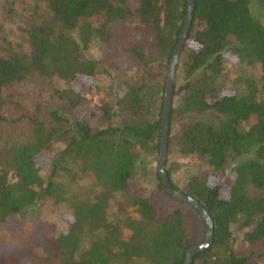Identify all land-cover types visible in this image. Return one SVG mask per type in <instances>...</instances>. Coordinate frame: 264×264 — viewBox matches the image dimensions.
<instances>
[{
    "label": "trees",
    "instance_id": "16d2710c",
    "mask_svg": "<svg viewBox=\"0 0 264 264\" xmlns=\"http://www.w3.org/2000/svg\"><path fill=\"white\" fill-rule=\"evenodd\" d=\"M30 1L32 11L19 28L27 49L0 39V231L19 228L30 206L63 204L70 210L63 215L68 228L48 250L56 264H184L196 245L186 211L164 213L129 184L146 175L144 155L157 158L166 70L186 22L187 0ZM192 1L177 63L180 81L172 86L167 152L173 148L205 166L181 190L166 160L164 174L212 223L209 247L190 264H258L264 256V0ZM92 44L102 59L86 55ZM222 61L257 66L259 79L225 87ZM106 64L123 90L90 106L86 93ZM24 84L37 87L31 109ZM45 100L57 108L47 110ZM2 110L16 117L7 120ZM3 124L16 130L4 140ZM56 145L49 165H41ZM79 176L89 182L81 197L71 192ZM155 176L150 194L162 192L194 211L203 241L199 213L170 196ZM110 209L116 211L112 221ZM232 225L243 230V242L263 252L236 254ZM31 229L40 236L43 226ZM24 260L18 250L0 253V264Z\"/></svg>",
    "mask_w": 264,
    "mask_h": 264
},
{
    "label": "rangeland",
    "instance_id": "374dc122",
    "mask_svg": "<svg viewBox=\"0 0 264 264\" xmlns=\"http://www.w3.org/2000/svg\"><path fill=\"white\" fill-rule=\"evenodd\" d=\"M32 3L30 0H0V39L5 38L11 43L23 45L21 41V34L19 28L22 26V22L25 17L31 13ZM264 23V21H262ZM136 41L149 42V37L141 38L137 35L132 37ZM21 48L26 50V46ZM86 55L92 58H101L103 51L99 49L97 44H92L87 50ZM222 73L221 83L225 87L240 88V81L244 78L259 79V68L257 66L249 67L245 65H237L229 61H222ZM177 69L174 74V80L176 84L180 81L177 75ZM106 72L98 73L95 77V88L86 93V98L90 101L91 105H98L101 102H109L112 99L113 92L116 90H123V86L119 81L117 72L109 65L105 66ZM22 91L26 97V106L31 109L35 100H37V87L24 84ZM260 96H264L262 93ZM46 109H54L56 106L52 105L50 101L45 100ZM1 115L7 120H12L16 117V114L9 110H2ZM5 133H3V140L7 135L14 134L16 130L14 126L8 125ZM25 129L24 125L19 127V130ZM177 131V127L173 126V132ZM59 149V146H54L40 159L41 165L47 166L50 163V159L53 154ZM143 161L146 166V175L135 177L130 181V189L134 194H144L149 196L159 210L168 212L172 209L179 208L186 211L188 222L191 228V242L201 244L203 241V232L198 215L190 210L187 206L179 205L168 200L164 193L150 194L156 187V164L157 158L154 154H147L143 156ZM204 163L189 157H182L177 155L173 148H170L167 152L165 169L170 172V179L175 186L181 190L189 176L198 173L204 168ZM47 171H42L41 176L45 177ZM89 182L84 177H77L75 185L72 186L71 192L77 197H81L83 191L87 188ZM178 190V191H179ZM179 203V204H177ZM67 205L48 203L47 205H33L28 207L20 216L21 226L16 230H3L0 231V253L4 251L18 250L24 255V264H56V261L51 258L48 250L51 248V241L60 234H64L68 228V222L64 219L63 215L69 213ZM111 213V214H110ZM128 213L131 212L128 210ZM108 221H112L116 217V211L110 209L108 215ZM39 223L43 226L40 236L36 230L31 229V225ZM245 231V230H244ZM231 239L233 250L238 255H243L249 251L262 253L263 248L261 246L249 245L242 241V233L236 225L230 227ZM123 234L126 235L127 231L123 230ZM205 236V233H204ZM202 241V242H201ZM201 242V243H200ZM258 264H264V256Z\"/></svg>",
    "mask_w": 264,
    "mask_h": 264
},
{
    "label": "water",
    "instance_id": "95a60500",
    "mask_svg": "<svg viewBox=\"0 0 264 264\" xmlns=\"http://www.w3.org/2000/svg\"><path fill=\"white\" fill-rule=\"evenodd\" d=\"M188 3V11H187V17L186 22L183 27L182 33L180 35V38L176 44V47L173 51V54L171 56V59L169 61L168 68L166 70V78H165V86H164V93H163V103H162V114H161V123H160V135H159V143H158V154H157V164H156V173L161 179L162 185L166 192L185 203H187L189 206L194 208L198 213L202 221L204 222L206 226V232L204 236V240L201 244L194 245L191 248H189L186 251L184 264H190L191 258L199 253L200 251L206 250L210 243H211V237H212V223L211 220L207 214V212L200 206L199 203H197L194 199L186 196L181 191L173 190L168 183V180L164 174V162L166 160L167 156V118L170 108V102H171V93H172V86H173V80H174V74L176 71L177 63H178V57L180 50L182 48V45L185 42L186 39V32L188 29V24L190 22V12L192 10L193 1L187 0Z\"/></svg>",
    "mask_w": 264,
    "mask_h": 264
}]
</instances>
